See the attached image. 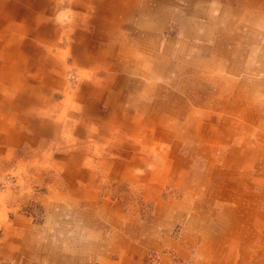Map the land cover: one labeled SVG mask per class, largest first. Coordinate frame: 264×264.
Returning a JSON list of instances; mask_svg holds the SVG:
<instances>
[{
  "label": "crops",
  "instance_id": "1",
  "mask_svg": "<svg viewBox=\"0 0 264 264\" xmlns=\"http://www.w3.org/2000/svg\"><path fill=\"white\" fill-rule=\"evenodd\" d=\"M59 9L63 12L56 13ZM168 20L183 30L160 42ZM188 37L200 44L186 42ZM260 37L264 40V0H0V171L12 161L19 172L25 164L37 165L34 170L41 164H61L55 182L66 181L68 192L51 193L53 202L46 207H70L83 222L82 235L85 229L89 234L87 245L63 236L68 243L47 247L51 237L58 238L56 232L41 233L44 245L35 236L38 227L21 220L20 214L8 219L4 206L0 263L20 253L26 257L20 264H34L41 252L47 264H76L82 255L88 264L95 262L96 246L100 258L102 244L95 221L104 218L126 228L111 245L117 248L110 249L119 250L121 260L136 262L135 256L144 254L148 245L131 242L136 227L116 205L98 203L96 186L107 179L86 168L99 165L108 179L139 183L152 197L162 180L172 179L163 173L176 176L187 192L180 200L161 204L165 220L188 216L194 230L218 232L206 234L199 251L209 264H243L232 259L233 252L239 258L252 256L256 262L249 264H264V71L257 66L252 75L236 76L239 71L231 68L241 64L245 70L251 64L252 55L263 51ZM68 58L89 78L76 95L66 91L63 81ZM236 83L243 85V92H235ZM55 93L63 99L56 100ZM246 99L254 100L250 112ZM102 107L107 111L100 115ZM77 116L90 129L97 120L101 130L110 131L94 136L84 119L78 126ZM65 117L77 125L72 137L64 134ZM230 133H253L259 142L243 144L244 149L237 145V151L220 157L222 135ZM87 134L103 151L96 145L90 148ZM203 143L214 155L204 163L198 153ZM150 153L160 161L147 160ZM197 164L205 167L193 174L187 166ZM245 238L251 247L242 250Z\"/></svg>",
  "mask_w": 264,
  "mask_h": 264
},
{
  "label": "rangeland",
  "instance_id": "2",
  "mask_svg": "<svg viewBox=\"0 0 264 264\" xmlns=\"http://www.w3.org/2000/svg\"><path fill=\"white\" fill-rule=\"evenodd\" d=\"M175 1L181 2L184 0ZM60 12H63V9H59V11L56 13ZM163 27L164 30L162 31V34H160V42L180 36V31L183 30L181 26L174 24L171 20H168L166 24L163 25ZM195 39L188 37L186 38V42L200 44V40ZM258 47L263 50L259 51L257 54H253L258 56V61L253 59L254 56L252 55L251 64L246 66L245 70H241V64H233L231 68L235 69V73L239 71L236 76L241 75L240 72H242V76H244V74H246V76L252 75L255 71L254 67L257 66L264 71V40L261 37L259 39ZM67 63L68 67L63 74V81L67 86L66 91L72 95H76V93L79 92L80 86L83 85L84 82H87L89 78H85L81 75V68L75 64L73 60L68 58ZM227 66L229 67L228 64ZM244 66L245 64H243V68ZM247 85L251 84L246 83V87ZM9 94L11 93H4V95ZM219 96L221 95L219 94ZM54 97L58 101L63 99V95L60 93H55ZM106 111V108L102 107L100 115H103ZM77 118L79 120L78 126L80 127V121H82L84 118L81 116H77ZM55 119H57V117ZM84 123L87 129L90 131V134H95L94 136L99 135L100 132L108 133L110 131L109 129L101 130L97 120L94 121V126H92L91 129L89 128L90 124L87 123V120H85ZM62 125H64L65 136L72 137V132H74L73 127L77 126L74 125L73 119H68L65 117V119L62 120ZM112 132L110 135L111 139L114 138V134ZM119 133L123 135L125 134L123 130H120ZM235 135L237 134L231 135L230 133L229 136L222 135L225 137L223 140L225 142L223 145L225 144V146L220 149V157L225 158L229 156L228 153H234V151H237L240 148L244 149L243 147L245 145L243 144L247 145V143H249L248 145L253 146V141L259 140L256 138V136H254L253 133H239L237 136ZM94 138L95 137L90 138V136L87 134L85 141L87 144H89L91 149H94L95 147L93 146L96 145L101 151H103L100 143ZM237 145L238 149H236ZM202 147L198 150L199 160L203 157L205 159L200 160L199 162L203 161L204 163V161H206L209 157H213L214 155L213 152L207 151L205 149L204 143ZM185 148L186 147H183V149ZM185 151H188V148H186ZM214 153L216 154V152ZM102 155L107 158L110 156L108 154ZM88 156L93 155L88 154ZM145 158L154 162L160 161L157 156L152 155L151 153L145 154ZM194 163L195 162L192 164ZM65 165V170L70 171V168L67 166V164ZM61 166V164H41L37 170H34V167H37V165L25 164V171L20 170L19 172V168L12 161L8 167L0 171V215H2L4 212V206L5 210H8V219L14 220L16 217L20 218L18 215L20 214L21 220L29 222L30 225L38 227L39 230H41L35 236H38V238H36L43 241L44 245L45 237L41 233L45 232L46 230L54 231V233L56 232L55 236L58 238L52 239L51 237V241L47 247L54 243L60 246L64 245V243H68V241H62L63 236L67 239H70V243L76 245H82L84 243L87 245L86 240L89 236L88 230L85 229L86 235H82L81 227L83 226V222L78 219V217H75L77 214H74L70 207H66L64 209H60L56 206L52 209H48L46 207L49 203L53 202L50 196L51 193L62 195V192H68V185H66V181H63V184H56L55 182V180L58 179V171L59 167ZM100 167L101 166L99 165H95L92 169L86 168L92 173L99 175L100 179H107L105 182L100 181L98 186H96V192H98L100 196V201L98 203L101 204L103 201H107L114 208L116 205L124 220L126 218H130L129 220H131V222L134 223L136 227L134 228L135 234L132 235L133 238L131 239V242L133 240V242H135L140 247L145 245H148V247L144 254L142 253L143 255L141 254L139 256H135L134 261L136 262H125L123 257L121 260L120 251H114L113 248H110L115 247L111 245L116 243L117 240L120 239V236L124 235L123 233H126V228H122L121 225H118V222H109L106 218L98 219L95 221V229L98 232L101 231L102 234V244L100 246L99 252L101 253V257L98 258V246H96V257L95 255L93 256V261H97H91L89 264H106L103 261L112 262L113 258H116L117 262L115 264H209L210 261H208L199 251L202 246H205V235H217L218 232L212 229L210 230V233L194 230L189 223L190 217L188 216L183 218H174L171 221L165 220L166 212L162 210L161 204L168 203L172 199L180 200L187 192V188L184 184L182 185L176 183V176L171 175L169 172L165 174L163 173V175L170 176L172 179L162 180L160 188L161 190L155 195V197H152L148 196V193L144 194L143 188L139 183L130 182L121 178L113 180L108 179L107 175L102 174L103 171L102 173L100 172ZM163 167L164 161L161 159V170H163ZM187 167L193 174H195L196 171L198 173L200 172L198 169H203L205 166L203 164H197L189 165ZM145 170H147V166L145 167ZM192 173L189 174V179H193V177H191L193 176ZM62 174H60V176ZM203 208L205 211L210 209V207H207L205 203L203 204ZM131 222L127 220L128 228L132 225ZM63 228H65V234L61 232ZM93 235L94 232H90V236L92 237ZM4 239V230L0 227V244H4ZM225 244L227 245V242H225ZM249 247H251V243L247 238H245V241L241 243V249L243 250ZM61 250L62 249L60 248L57 251L55 250V255L61 252ZM121 252L123 256L125 250H121ZM141 252H143V250L139 253ZM235 253L236 252H233L232 259L237 258L240 262L243 261L246 264H249L250 260L256 262L252 256L239 258L236 257L237 255ZM15 254L20 256V259H15L13 257L11 260H2L0 264H20V262H25L23 260H25L26 257L23 254ZM84 257L85 256L83 255L81 258L78 256V260H75L76 264H88V261H86ZM37 263L47 264L45 260V252L37 254V259L34 264Z\"/></svg>",
  "mask_w": 264,
  "mask_h": 264
},
{
  "label": "bare ground",
  "instance_id": "3",
  "mask_svg": "<svg viewBox=\"0 0 264 264\" xmlns=\"http://www.w3.org/2000/svg\"><path fill=\"white\" fill-rule=\"evenodd\" d=\"M40 12V11H39ZM223 19V18H222ZM41 22V21H40ZM44 22V21H43ZM225 22V21H224ZM262 23V22H261ZM252 26V25H251ZM219 27V26H218ZM263 31V30H262ZM245 40H247V38L245 39ZM220 43V42H219ZM249 43V42H248ZM104 47V46H103ZM249 68V67H248ZM35 69V68H34ZM54 69V68H53ZM110 81V80H109ZM112 81V80H111ZM242 84L241 83H236V87L234 88L235 89V92H237V93H239L238 92V90L240 89V92H241V90H242V92H243V88H242ZM230 89H232V87L230 86ZM107 92V91H106ZM247 92V91H246ZM238 97H240L239 95H237ZM232 97V96H231ZM176 101V100H175ZM174 101V102H175ZM184 101V100H183ZM234 101H236V99H234ZM181 102H182V100H181ZM253 102H254V100H252V99H246V108H245V110H249V112H250V108H251V105H253ZM176 104V103H175ZM186 104H187V102H186ZM183 105V104H182ZM240 105H242V104H240ZM257 106H259V103H255V109L257 108ZM243 107V106H242ZM157 108V107H156ZM176 108H177V104H176ZM171 109V108H170ZM169 109V110H170ZM168 110V111H169ZM174 110V109H173ZM251 110H252V108H251ZM178 111V110H177ZM186 111V110H185ZM193 111V110H192ZM195 111H197V110H195ZM148 112H150V111H148ZM188 112V111H187ZM172 113V112H171ZM194 113V112H193ZM167 114V113H166ZM180 114V113H179ZM186 114V113H185ZM162 115V114H161ZM172 117V116H171ZM177 118V117H176ZM180 118V117H179ZM183 118V117H182ZM185 119V118H184ZM239 119V118H238ZM191 120H193V119H191ZM174 121V120H173ZM169 122V121H168ZM178 122V121H177ZM164 123V122H163ZM165 124H168V123H164V125ZM174 124V123H173ZM194 124V123H193ZM177 126H178V124H177ZM165 127V126H164ZM171 128V127H170ZM176 128V127H175ZM192 129V128H191ZM180 130V129H179ZM181 131V130H180ZM185 134V133H184ZM222 187V186H221ZM237 204V203H236ZM259 261V260H258Z\"/></svg>",
  "mask_w": 264,
  "mask_h": 264
}]
</instances>
